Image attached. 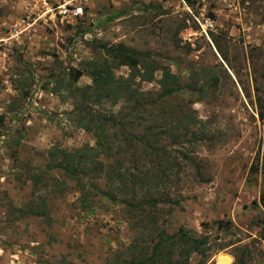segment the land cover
I'll use <instances>...</instances> for the list:
<instances>
[{"label":"rangeland","instance_id":"1","mask_svg":"<svg viewBox=\"0 0 264 264\" xmlns=\"http://www.w3.org/2000/svg\"><path fill=\"white\" fill-rule=\"evenodd\" d=\"M65 1L81 3L83 17H58ZM0 8V264H123L147 247L148 255L158 231L180 229L207 238L206 255L192 254L190 264H264V0H0ZM209 19L204 31L199 21ZM101 43L150 53L182 85L203 87L169 101L201 122L182 127L180 112L170 120L180 139L163 143L179 167L160 188L168 200L154 207L115 192L104 176L78 184L53 166L63 150L95 146L65 86L100 57ZM90 83L84 76L76 85ZM143 89L160 91L156 82ZM178 251L172 258L182 261Z\"/></svg>","mask_w":264,"mask_h":264},{"label":"trees","instance_id":"2","mask_svg":"<svg viewBox=\"0 0 264 264\" xmlns=\"http://www.w3.org/2000/svg\"><path fill=\"white\" fill-rule=\"evenodd\" d=\"M119 14L116 13L114 17ZM211 16L215 18L214 15ZM94 49L100 50L103 56L86 61L85 66L78 69L70 81L65 82V88L67 98L74 101L71 113L73 118L79 127L93 133L95 146H84L76 149L74 153L63 150L62 161L53 166L63 169L71 178L77 179L78 184H82L83 175L91 174L93 178L104 176L115 188V192L128 196L131 200H142L140 205L154 207L159 202L168 200L161 198L160 188L169 181L171 173L168 172L179 167V163H174L167 152L166 144L163 143L172 137L180 139L178 135H173L179 129H174L173 125L169 124L170 120L176 117V112H180L182 116L179 124L182 127L194 126L201 122L184 107L180 106V111H176L169 101L184 89L200 92L203 87H196L197 80L192 84L182 85L180 77L169 67L161 65L150 53L138 52L123 43H101ZM122 66L130 70L128 76L116 75V69ZM157 72H161L160 79H156ZM84 76L90 78L92 83L77 86V82ZM212 79L214 84L218 83V77ZM153 82L159 85V92L143 89L144 84ZM106 102H124L123 110L118 114L104 115L99 109H95ZM168 106L171 109L166 110ZM189 130L185 128L183 137H186ZM123 152L130 155L129 164L126 163L127 159L122 157ZM141 158L145 159L140 161ZM148 162L152 163L154 168H150ZM104 195L116 202H126L113 193L106 192ZM41 208H45L42 215H47L46 205ZM230 224L229 221H219L218 227L228 229ZM147 232L150 233V230ZM149 233L148 236L153 234ZM155 236L158 239L156 242L154 236L150 237L153 246L148 255L146 249L149 247L143 252L140 251L143 253L142 257L125 261L123 264H190L192 254L205 256L208 251L206 237H198L184 229H180L177 235L171 236L158 231ZM138 237L137 240L145 243L149 240L145 237L143 239V235ZM177 251L179 256L183 257L182 261L172 258ZM237 264L246 263L245 260L239 259Z\"/></svg>","mask_w":264,"mask_h":264},{"label":"built area","instance_id":"3","mask_svg":"<svg viewBox=\"0 0 264 264\" xmlns=\"http://www.w3.org/2000/svg\"><path fill=\"white\" fill-rule=\"evenodd\" d=\"M55 11L58 17L63 20L78 19L80 17H83V15L85 14V7L81 3L77 4L74 1H65L63 3H59L57 7H55ZM199 23L204 31L214 26L213 21H211L210 19L205 21L204 24L200 21Z\"/></svg>","mask_w":264,"mask_h":264}]
</instances>
